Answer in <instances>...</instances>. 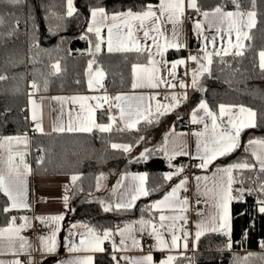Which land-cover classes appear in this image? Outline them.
<instances>
[{
	"label": "trees",
	"instance_id": "obj_1",
	"mask_svg": "<svg viewBox=\"0 0 264 264\" xmlns=\"http://www.w3.org/2000/svg\"><path fill=\"white\" fill-rule=\"evenodd\" d=\"M157 0H73L76 11L67 16L66 0H22L17 6L0 5V137H20L10 141L13 151L26 152L30 146H40L43 153L34 157L32 170L41 174H76L71 186L70 219L89 225L94 232L103 233L118 221L150 218L156 221L152 203L168 189L164 174L178 167L185 159L177 157L169 161L159 149L162 146L160 129L165 115L154 114L127 129L118 124L108 132L93 129L87 132H29L26 98L27 93H72L86 88L85 72L88 68L103 70L110 91H123L131 87L133 64L146 62L147 52L122 51L92 52L97 42L94 33L87 32L90 8L104 7L108 13L132 9L141 10L147 3ZM201 10H236L232 0H197ZM240 10L255 11L256 25L249 29L245 39L244 54L235 56L214 55L209 69L202 77V91L191 90V102L203 99L211 108L220 104L243 105L255 112V127L244 128L240 133V147L228 156L218 157L207 171L247 160L255 164L244 142L250 138H264V69L259 66V52L264 51V0H239ZM21 24L18 29L16 21ZM9 33H12L9 35ZM84 37V38H81ZM181 51L170 50L166 56H178ZM58 65L59 70L54 67ZM35 85V87H33ZM108 118L106 110H98L96 119ZM177 122V121H176ZM177 123H175L176 126ZM143 137V139H141ZM139 140L147 145L144 157L133 156L129 151L114 149L112 144L135 145ZM256 165V164H255ZM198 168L194 169L197 170ZM144 172L149 195L138 198L129 208L104 206L93 199L99 176L106 173ZM188 175L186 171L181 173ZM264 174L243 170V187L251 186L249 177ZM233 175L241 178L240 171ZM259 183V182H257ZM239 183L233 189L240 188ZM237 195L234 191V197ZM264 199L258 192L243 200L231 201L230 232L228 239L219 232L202 235L195 251L175 258L173 264H264V214L258 211L257 200ZM8 200L0 193V227L23 214L20 211H4ZM226 241V243H225ZM94 264H114L112 256L100 253L94 256Z\"/></svg>",
	"mask_w": 264,
	"mask_h": 264
},
{
	"label": "crops",
	"instance_id": "obj_2",
	"mask_svg": "<svg viewBox=\"0 0 264 264\" xmlns=\"http://www.w3.org/2000/svg\"><path fill=\"white\" fill-rule=\"evenodd\" d=\"M147 4L158 5L159 0L155 2H149ZM146 4V5H147ZM67 6V0H66ZM213 10V9H212ZM212 10H201L199 13L194 9H188L185 6V11L182 17L181 23L177 25L178 36L177 40L183 46L179 49L169 48L164 52L163 56H160L157 53L156 47L153 45L151 39L144 40L143 30L134 31V36L138 37L141 42L142 51L149 54L151 52V59L156 63L154 65L149 64V58L146 62H139L133 65H138L136 71V76L133 75V66L131 69L132 79L131 87L128 90L123 91H110L107 87V80L103 70L100 68H88L85 72L86 77V88L80 92L72 93H44L39 94L34 91L27 93L26 98V113H27V122H28V131L31 132H72L68 131L69 126H71L76 132H87V131H78L81 127L90 126L93 129H98L93 126V121L95 124H109L112 123V126L119 125L122 128H127V124L131 121L137 119L136 109L139 107L144 115H148V110H151V115L157 114V105L158 104H169L171 102L170 98L172 95H176L178 98L186 96V99H181L179 106L171 111H168L165 114V119L163 125L160 129V135H162V146L165 144L167 139V150L169 155H172L173 152L187 151L190 152L193 156L196 154V145L197 141L201 138L193 135L195 132H202L204 130V123H198L200 127L185 128L182 124L184 121H188L190 124L194 125L191 122L192 111L193 109L198 110V116L204 117V122L208 124L209 131H211V118L207 117L202 109H199V103L203 99H198L191 102V90L194 88L192 86V79L194 71L198 74L197 81L198 87H195L198 92L201 93V77L207 72L201 69L200 65L203 64L207 69H209L210 64L208 60L205 59V52L211 53V60L214 55H217L216 52L224 54L225 49L228 51L234 50L232 47L236 43V34L232 32L231 36L228 34V25L219 24L216 19L211 15ZM224 11H235L227 10ZM140 11V10H138ZM208 11L210 15L208 18L203 16V12ZM245 13L248 11L241 10ZM190 13H195L197 17H189ZM111 15L112 13H108ZM91 23V15L89 12L88 24ZM113 21L110 19L106 22V25L112 24ZM138 23V22H137ZM200 23L202 25V30L199 32L195 29V25ZM150 28V25H149ZM219 29V31H218ZM148 30V29H145ZM160 31L164 33L163 36H159L157 33L152 32L151 35L157 36L158 42L163 44L165 38L168 40L173 39V24L167 20L165 16L162 18ZM249 31V29H245ZM94 33V32H93ZM95 35V33H94ZM96 37V35H95ZM101 37L102 41H98L91 46L92 52H99L101 50H108V30L107 26L101 28ZM97 39V38H96ZM113 51L111 52H122L123 50H118L121 46V41L125 44L128 42L125 33L118 34L116 30H113ZM242 43H245V39L241 37ZM231 41V44L229 43ZM100 43V49L97 50L95 45ZM147 46L145 50L144 46ZM170 50L181 51L182 54L178 56L168 57L166 53ZM192 51V52H190ZM233 53V52H229ZM190 56L198 57V61L190 60ZM184 60L185 62L192 63L193 68L189 71L187 77L177 76V70L182 65H177L175 69L172 68L173 62L177 60ZM260 66V65H259ZM148 69L149 71H143ZM154 69V71H153ZM153 76L154 83H157V87H150L149 76ZM136 79L137 83H141L144 86L133 88V80ZM163 81V82H161ZM89 82H91V87H89ZM183 82L186 87L181 88L179 85ZM175 85V87H172ZM107 96L109 100L105 102L102 97ZM117 96L127 97V99L117 101L115 98ZM54 97H60L62 99H53ZM81 97H86L87 99L81 100ZM143 97V100L138 99ZM154 97V98H153ZM168 97V99H166ZM75 98V99H74ZM204 101V100H203ZM101 104L102 107L96 108L97 104ZM119 104L125 109V118L121 120L120 118V109L116 107ZM207 104V103H206ZM83 105V107H81ZM208 105V104H207ZM221 105V104H220ZM218 105L215 109L211 108L209 105V110L217 116V124H222L223 127H229L228 119L229 116L224 117L220 116V108ZM225 106L232 108L233 118H239L247 122L251 119L255 122V115L249 116L248 112L241 113L239 109L241 107L250 110L255 114L254 110L250 107L243 105H231L223 104ZM93 109L94 111H90ZM98 110H106L108 118L99 122L96 119V112ZM131 112V116L127 115ZM35 115V120L33 116ZM109 116L115 117V121H110ZM179 117V118H178ZM145 120L143 117L139 118V122ZM177 121V122H176ZM175 123L176 126H175ZM37 124L40 125L42 131L37 129ZM138 124V123H137ZM135 125V127L137 126ZM63 128V131H55L54 129ZM134 128V127H133ZM99 130V129H98ZM220 129H218L219 131ZM250 139H264V138H250ZM247 139L244 142V148H248L249 154L252 156V151H259L258 145H248ZM240 141V137H239ZM117 144V143H114ZM11 145V144H10ZM113 145V144H112ZM127 145V144H120ZM132 146H130L131 148ZM31 146L30 142L26 152H23V162L20 163L15 158L13 159V164L16 169H18V179L21 182V187L26 189L25 202L29 205L28 208H16L11 209L13 211L23 212L20 217L15 220V226L19 227L21 224L26 226L21 229L20 235L25 238L27 244L23 252L19 251V241L16 242V255H13L7 247L8 241L6 239L0 240V248L3 250V254H0V260L9 261L12 259H19L23 264H28L29 260L33 261V264H67V262H76L84 259L87 256L92 257L91 264H94V256L100 253H108L109 255L116 256V259L119 261V264H127V261L121 259V257H141L144 255L151 254L153 257V264H160V261L165 259L168 255H172L175 258L183 254H190L195 251L196 243L198 240L195 238V232L197 231L195 225L200 221H206L211 224V217L217 215L218 209L216 207V197L215 194L219 190V185L221 183L224 186H227V174L221 171H207V169L198 168L192 173H187L188 175L181 174L179 176H173V179L169 182L168 189L164 194L155 200L152 205L159 200H162L164 195L171 192L172 187L180 182L181 179L187 177L186 191L181 189L179 191V197L181 199L187 198L188 204L187 212H182L179 209V206L175 210L164 209L163 214L165 215H186L188 218L187 225H184V229L191 233L188 238V247L184 248V241L181 239L178 243L179 246L174 249H164L158 250L155 247L150 245H155L156 241L154 238L149 236L151 228H146L145 231H140L141 220H151L150 218H139L132 221H118L120 224H114L110 230L111 235L108 240L103 241L101 245L105 251L103 252H92V251H80L72 252L69 251V248L72 244L80 246L81 236L85 238L86 242L94 241L95 236L103 237V233H96L93 229L84 223L75 222L70 219L71 204H70V194L71 186L74 183L72 177L76 174H41L35 173L32 170L33 157L31 155ZM122 149V148H120ZM9 151L11 154L13 151L10 148ZM123 150V149H122ZM130 152V151H129ZM163 152V151H162ZM146 153V152H145ZM163 155L165 156L164 152ZM190 158L189 156L176 155L175 158ZM169 161V159L165 156ZM254 163L258 166L255 157H253ZM192 159V158H190ZM196 160V159H194ZM198 163L199 161L196 160ZM27 165V168H25ZM210 166V165H209ZM259 167V166H258ZM176 168H180L179 166ZM169 171L174 172L176 170ZM227 168V167H223ZM220 168V169H223ZM0 174L8 176V157L7 154H0ZM37 174L38 176L34 175ZM110 177L106 181L110 184H102L100 188L96 186L94 191L95 200L99 201L104 208L105 207H116L117 203L122 204H131L134 205L135 201L144 196L139 195V190L141 188L146 190V174L144 172H122V173H106ZM17 173H13V178H16ZM107 176V175H106ZM197 177L200 179L197 180ZM98 181V179H97ZM109 186V187H108ZM39 188V189H37ZM183 192V194H182ZM205 193H207L205 195ZM136 195L138 198L133 201L132 197ZM67 197V201H65ZM200 197V199H198ZM7 198V197H6ZM8 200V199H7ZM199 201V203H198ZM231 204V202H230ZM229 204V209H230ZM201 206V207H199ZM7 207H10V201H8ZM129 208V207H128ZM155 212L156 221L154 223L159 226V217L162 214L160 209L153 208ZM231 212V210H230ZM22 215H26L22 217ZM52 216H62L63 219L52 223L47 218ZM231 216V213H230ZM37 217H43V222L48 223V228L42 233H36L35 229L38 224H41V220ZM22 218H26L22 219ZM166 225L171 224V221H166ZM177 229L183 225L182 220H177L176 222ZM8 225V224H7ZM7 225L3 227H7ZM0 227V228H3ZM59 228V231L56 233V250L54 252H48L44 247V244L39 237H45L51 235V232L56 228ZM89 229L92 231L90 232ZM127 229V230H126ZM122 230L124 231L123 239L125 244H121V235L119 234ZM164 231V230H162ZM212 231L207 230L204 234L210 233ZM177 235H181L180 231H177ZM164 235L168 243H171V235L164 231ZM145 236L143 243L140 242L139 238ZM133 238L139 242V246H133ZM113 244L116 245L117 249L126 250H116L113 249ZM39 249V250H38ZM30 253V255H29ZM175 260V259H174ZM173 260V262H174ZM172 262V264H173ZM116 264V260H114Z\"/></svg>",
	"mask_w": 264,
	"mask_h": 264
},
{
	"label": "snow or ice",
	"instance_id": "obj_3",
	"mask_svg": "<svg viewBox=\"0 0 264 264\" xmlns=\"http://www.w3.org/2000/svg\"><path fill=\"white\" fill-rule=\"evenodd\" d=\"M22 2V0H0V5H11V6H17ZM233 4L236 5L235 11H224L220 6H217L215 9L212 10L211 15L214 19L218 21L219 24H225L228 25V34L231 36L232 32H235L236 34V43L232 45L233 48L236 49L234 55L235 56H242L244 54V44L242 43L241 37L243 39H249L248 32L245 31V29H251L255 27L256 25V15L257 13L255 11H248L247 13L240 10L239 0H232ZM253 7H255V0H252ZM185 6L188 9H194L198 13L201 11V9L197 5V0H159L158 5H152L147 4L145 5L140 11H133L132 9H128L127 11L122 12H116L112 13L111 15L108 14L106 9L104 7H92L90 8V15H91V23L88 24L87 32L89 33H95L96 38L98 41H102L101 37V28L103 26H107L108 30V50L111 52L113 51V30L115 29L118 34L125 33L127 37V43L125 44L123 41H121V46L118 50L123 51H136L141 52L142 46L140 39L138 37L134 36V31L143 30V38L144 40L151 39L153 41V45L157 49V53L160 56L164 55V52L169 48H176L179 49L183 45L180 44L177 40L178 31H177V25L181 23L182 17L185 11ZM76 11V9L73 6V0H67V16L71 17L73 13ZM203 16L205 18H208L210 13L208 11H204ZM167 17V20L170 21L173 24V39L168 40L165 38V42L163 44H160L158 42L157 36L151 35L152 32L157 33L159 36H163L164 33L160 31L161 21L162 18ZM113 21L112 24L106 25V22L108 20ZM4 22V17L0 15V24ZM138 22V23H137ZM16 24H19V21H16ZM150 25V28H149ZM148 29V30H145ZM195 29L199 32L202 30V25L200 23H197L195 25ZM219 31V29H218ZM12 33H9L11 35ZM84 38V37H81ZM231 44V41H229ZM96 49H100V43H97L95 45ZM145 50H147V46H144ZM224 55H228L229 52L227 49L223 50ZM217 55H219V52H216ZM211 53L205 52V59L208 60V63H211ZM260 57V67L261 69H264V51H261L259 53ZM190 60L198 61V57L196 56H190ZM156 62L151 59V52L149 50V64L154 65ZM184 60H177L173 62L172 68L175 69L177 65L184 64ZM54 67L59 70L58 65H54ZM138 65H133V75L136 76V71ZM201 69L203 71H208V69L201 64ZM143 71H149L148 69H144ZM154 71V69H153ZM197 73L194 71L193 73V79H192V86L198 87V81H197ZM0 79H5L4 76H0ZM149 84L150 87H157L158 84L154 83V77L149 76ZM163 82V81H161ZM91 82H89V87H91ZM144 86L141 83H137L136 79L134 78L132 87L137 88ZM181 88L186 87V85L181 82L179 85ZM35 87V85H33ZM172 87H175V85H172ZM154 98V97H153ZM186 96H183L181 98H178L176 95H172L170 100L171 102L169 104H158L157 105V114L159 116L165 115L168 111H171L175 108H177L181 102V99H186ZM53 99H62L60 97H54ZM75 99V98H74ZM81 100L87 99L86 97H81ZM105 102L109 100L107 96L102 97ZM117 101L127 99V97L117 96L115 98ZM138 99L143 100V97H139ZM168 99V97H166ZM83 107V105H81ZM102 107L101 104H97L96 108ZM120 109V118L121 120H124L125 118V109L121 107L119 104L116 105ZM199 109H202L207 117L211 118L212 124H211V131H209V126L207 123L204 122V117L198 116V110L193 109L192 111V117L191 122L193 124L198 123H204V130L202 132H195L193 135L201 138L197 141L196 145V154L193 156L190 152L187 151H180V152H173L172 155H169L167 150V139L165 140V144L163 148H160V151H163L165 156L169 159V166L172 167L171 160L175 158L176 155H184L189 156L192 159H196L199 161V163L196 165V167L201 169H207L209 165H211L218 157H224L228 156L231 153H233L238 147H240L239 143V137L240 133L244 128L249 127H255L254 122L249 119L247 122L244 120H240L239 118H233L232 114V108L225 106L221 104L219 106L220 108V116L224 117L226 115L229 116L228 119V125L229 127H223L222 124H217V116L215 113H213L211 110H209L208 105L205 101L201 100L198 106ZM90 111H94L93 109H90ZM241 113L248 112L249 116H254L255 114L252 113L250 110H247L243 107L239 109ZM151 110H148V115L145 116L144 112L138 107L136 109V115L137 119L134 121H131L127 124L128 128H133L137 123H139V118L143 117L147 120L148 123H151V119L148 117L151 116ZM127 115L131 116V112H129ZM179 118V117H178ZM33 119L35 120V115L33 116ZM110 121H115V117L109 116ZM93 126L98 128L101 132H108L112 128V123H109L107 125L105 124H95L93 121ZM37 129L42 131V128L39 124H37ZM218 129H220L218 131ZM55 131H63V128L60 129H54ZM74 129L69 126L68 131H73ZM78 131H91L92 127L86 126L81 127L79 129H75ZM20 140V137H5L4 140L12 141V140ZM143 139V137H141ZM248 145H258L259 151H252V156L255 157V160L259 166V173L264 174V139H250L248 141ZM2 147V145H0ZM112 147L114 149L122 148L125 152L130 151L129 145H120V144H113ZM249 149L246 147L245 152H247ZM10 151V150H9ZM148 150L146 149L145 152ZM145 153H141V157H144ZM13 157L10 155L8 157V176H5L4 174H0V193H3L8 201H10V207H5L4 211L8 212L11 209L16 208H28L29 205L25 202V194L26 189L21 187V182L18 179V169L14 167L13 164ZM21 162H23V158L21 157ZM25 168H27V165H25ZM240 171L241 172V178H237L233 175L234 171ZM243 170H250V171H256V165L249 163L247 160L242 162H237L232 165H230L227 168L219 169L218 171H221L223 173L227 174V186L225 187L223 183L219 185V190L216 192V207L218 209V213L215 216L211 217V224H209L206 221H200L198 222L195 227L197 231L195 232V238L196 240H199V238L204 235L205 231L210 230L212 232H219L220 234L224 235L228 239V244L226 247H231V232H230V209L229 204L230 202L235 198L236 200H243L245 192H247L248 195H252L253 193L258 192L261 195H264V179H261L260 175H256L254 178L249 177L248 179L251 180V186L245 189L243 187L245 180L242 177V171ZM184 171L183 167L176 168L174 172L165 173L164 174V180L171 181L173 179V176H179ZM16 172L17 176L16 178H13V173ZM77 177L73 176L72 180L75 181ZM200 178L197 177V180ZM259 182V183H257ZM239 183L241 185L240 188L233 189V184ZM187 184V177H184L180 180L178 184H176L174 187H172V190L170 193L164 195L162 200L156 201L152 207L157 208L161 210V215L159 217V226H157L156 223H154L151 220L145 221L141 220L139 223L141 225L140 231H145L146 228H151V231L149 232V236L155 239L156 244L150 245L151 247H155L158 250H164V249H174L179 246V241L183 239L184 241V248L186 249L188 247V238L191 235L190 232L184 229V225H187L188 218L186 215L176 216V215H165L163 214L164 209H171L175 210L177 206H179L180 211L187 212V207H185L188 204L187 198L181 199L179 197V191L181 189H186ZM234 191L237 193L234 197ZM207 193H205L206 195ZM139 195L147 196L149 195V192L143 188L139 190ZM138 197L134 195L132 197V200L135 201ZM65 201H67V197H65ZM199 203V201H198ZM258 205V211L262 214H264V199H258L257 200ZM117 208H128L131 207V204H122L117 203ZM109 207H105L104 211H109ZM25 219L26 218H22ZM37 219L41 220L43 222V217H37ZM52 223H56L59 220H62V216H52L47 218ZM15 220L16 217L12 218V221L9 222L7 227L0 228V240L6 239L8 241L7 247L10 251H12L13 255H16V242L19 241V251L23 252L25 250V246L27 244V241L23 236L20 235V231L22 228H24L26 225L21 224L19 227L15 226ZM182 220L183 225L180 226L179 229L176 227V221ZM166 221H171V224L166 225ZM127 230V229H126ZM169 233L171 235V243L169 244L168 241L165 238L164 231ZM59 231V228L57 227L55 230L51 232V235L47 238L45 237H39L44 244V247L48 252H54L56 250V233ZM91 232L92 230L89 229ZM124 231L122 230L119 234L121 235V244H125V240L123 239ZM177 231L181 232V235H177ZM111 232L110 230H105L103 233V237L95 236L94 241L92 242H86L85 238L81 236L80 238V246H76L75 244H72L69 248V251L72 252H80V251H92V252H103L105 249L101 246L103 244V241L108 240L110 238ZM133 246H139V242L133 238ZM261 247H264V242H261ZM114 251L116 250H126L125 249H117L116 245L113 244ZM39 250V249H38ZM0 254H3L2 248H0ZM30 255V253H29ZM113 260H116V264H119V261L116 259V256H112ZM121 259L127 261V264H153V257L151 254L144 255L141 257H121ZM175 259L174 256L168 255L165 259L160 261V264H172L173 260ZM92 257L87 256L84 259L76 262V264H91ZM0 264H23L22 261L19 259H12L9 261L0 260ZM28 264H33V261L30 259ZM67 264H72V262H67Z\"/></svg>",
	"mask_w": 264,
	"mask_h": 264
},
{
	"label": "built area",
	"instance_id": "obj_4",
	"mask_svg": "<svg viewBox=\"0 0 264 264\" xmlns=\"http://www.w3.org/2000/svg\"><path fill=\"white\" fill-rule=\"evenodd\" d=\"M189 17H197L195 13H190ZM21 24H18V29L21 30ZM192 52V51H190ZM193 68V64L192 63H188L185 62L184 64H182L178 70H177V76L179 77H187L189 71H191ZM185 128H192V127H200V125L198 124H190L188 121H184L182 124ZM43 153V150L40 146H36L35 148H31V155L32 157H40ZM198 164V162L194 159H190V158H186L180 161L179 167H183L184 171H186L187 173H192L194 171V169H196V165ZM183 194V192H182ZM198 199H200V197H198ZM201 207V206H199ZM115 224L119 225V222H116ZM48 228V223L47 222H43L41 224H38L35 231L36 233H42L43 231H45ZM145 236H142L139 238L140 242L143 243L145 240ZM226 243V241H225ZM192 254V253H191Z\"/></svg>",
	"mask_w": 264,
	"mask_h": 264
},
{
	"label": "rangeland",
	"instance_id": "obj_5",
	"mask_svg": "<svg viewBox=\"0 0 264 264\" xmlns=\"http://www.w3.org/2000/svg\"><path fill=\"white\" fill-rule=\"evenodd\" d=\"M236 49L234 50H231V51H228V52H233L235 53ZM260 53V52H259ZM258 59H259V65H260V57L258 55ZM5 137H0V145H2V147H0V154H4L6 153L7 154V157H9L10 155L15 158V160H17L18 162L22 163L21 162V157L23 158L24 154L23 152H13L11 154H8L10 153L9 150H10V141H7V140H4ZM147 149V145L145 143H143L141 140H139L135 145H133L131 148H130V153L133 155V156H138L140 157L141 156V153H145V150ZM11 151V150H10ZM146 154V153H145ZM36 176H38L37 174H34ZM107 175V176H106ZM75 176V175H74ZM108 177H110L108 174H103L101 176L98 177V181H97V189L98 187L100 188V186L102 184H106V181L109 179ZM107 184H110L109 182H107ZM106 184V185H107ZM109 187V186H108ZM39 189V188H37ZM90 196L93 198V199H96L95 198V194L92 193L90 194ZM26 215H22V217H24Z\"/></svg>",
	"mask_w": 264,
	"mask_h": 264
}]
</instances>
